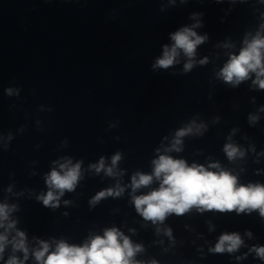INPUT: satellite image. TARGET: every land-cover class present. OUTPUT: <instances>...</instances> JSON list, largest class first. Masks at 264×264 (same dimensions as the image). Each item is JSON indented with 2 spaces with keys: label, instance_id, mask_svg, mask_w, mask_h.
Masks as SVG:
<instances>
[{
  "label": "clouds",
  "instance_id": "1",
  "mask_svg": "<svg viewBox=\"0 0 264 264\" xmlns=\"http://www.w3.org/2000/svg\"><path fill=\"white\" fill-rule=\"evenodd\" d=\"M171 38L174 44L171 48L164 47L163 56L156 61L154 68L167 69L172 66L179 55L178 50H182L189 58L194 57L197 45L205 39V37L198 36L191 28L181 29L172 34ZM192 66L191 62L186 63L185 70H190ZM250 72H256L255 83L264 88V79H261L264 77V38L259 35L251 42L246 41V47L238 56L230 57L219 75L226 82L235 84L247 79ZM188 131L191 129L180 130L177 132V137L184 136ZM179 143V139L173 143L176 151L180 150L176 147ZM225 151L229 159L242 154L232 145H226ZM119 159V154L114 156L113 165ZM153 164L154 169L151 175L137 173L132 177L133 190L150 185L154 178L160 181L159 188L146 195L133 198L137 212L146 220H151L153 223L162 222L171 213L182 215L193 207L198 210L215 209L221 212L259 210L260 215L264 216V186L262 185L238 186L237 178L228 172H212L195 164L189 166L184 160L173 159L167 155L159 156ZM94 167L97 172L103 169V159L98 166ZM212 167L218 168L219 165H212ZM60 168L64 171L53 170L49 174L47 184L50 190L39 198L46 207H56L58 204L59 196L51 189L58 190L62 195L65 190H73L79 179V164L72 167L62 164ZM107 174H113L112 168L107 169ZM122 191L123 189L102 191L93 198V202L106 195H120ZM7 212V207L0 205V221L7 219ZM0 226L3 225L0 224ZM18 236L20 240L15 243L14 247L27 254L24 234L18 233ZM5 242L6 237L0 235V253L4 251ZM241 244L242 240L238 234H224L212 251L232 252ZM140 250L139 245H133L127 237L112 228L106 230L103 236L91 238L83 246L69 245L60 241L53 252H49L48 243L41 242V248L35 252V257L41 264H138L133 257ZM254 250L261 259H264V247ZM7 264H22V262L13 257L8 260Z\"/></svg>",
  "mask_w": 264,
  "mask_h": 264
}]
</instances>
